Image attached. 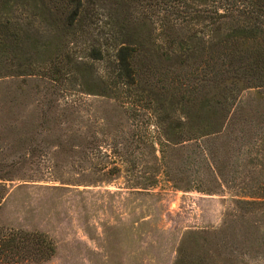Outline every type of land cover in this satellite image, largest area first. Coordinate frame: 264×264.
<instances>
[{
  "label": "rangeland",
  "instance_id": "rangeland-1",
  "mask_svg": "<svg viewBox=\"0 0 264 264\" xmlns=\"http://www.w3.org/2000/svg\"><path fill=\"white\" fill-rule=\"evenodd\" d=\"M208 7L80 0L23 26L29 70L0 76V264H264V87L233 90L218 134L174 125ZM144 60L187 80L164 91Z\"/></svg>",
  "mask_w": 264,
  "mask_h": 264
},
{
  "label": "trees",
  "instance_id": "trees-1",
  "mask_svg": "<svg viewBox=\"0 0 264 264\" xmlns=\"http://www.w3.org/2000/svg\"><path fill=\"white\" fill-rule=\"evenodd\" d=\"M209 2L203 66L196 65L192 68L203 74L197 75L193 70L189 72L193 87L190 93L195 99L192 102L188 98L189 102L186 103L183 96L175 98L171 95L175 98L174 103L179 105V110L188 112L182 119L176 117L174 125L185 127L189 131L188 136L192 138L215 135L222 131L223 120L234 106L233 90L241 92L248 88L264 87V0ZM79 5L80 0H0V76L29 70L30 60L24 55L25 48L22 45V38L26 33L23 26H29L33 18L42 22L49 19L57 23L61 20L60 15L70 22L76 16ZM13 11H18L19 19L12 15ZM125 49L126 47H120V50ZM18 54L21 56L20 63L15 62L13 69L11 61ZM128 55L132 56L131 53ZM130 57L129 60L122 57L121 65L132 72L137 69L130 65ZM173 57L178 58L179 55ZM195 62L196 59L191 64ZM184 73L172 75L170 71L159 69L153 62L141 61V78L159 83L164 91H168L169 86L173 88V82L186 81L185 77H179ZM196 87H204L206 92L212 90V94L199 95ZM216 88H220V94ZM160 102L159 106L164 110V102ZM168 105L171 106L170 103ZM258 194L264 195V189ZM189 256L193 258L179 257L174 264H200L204 260L200 253H190Z\"/></svg>",
  "mask_w": 264,
  "mask_h": 264
}]
</instances>
